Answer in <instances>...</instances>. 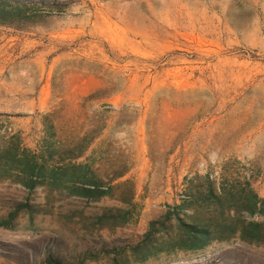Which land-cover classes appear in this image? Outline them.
Instances as JSON below:
<instances>
[{
    "label": "rangeland",
    "instance_id": "rangeland-1",
    "mask_svg": "<svg viewBox=\"0 0 264 264\" xmlns=\"http://www.w3.org/2000/svg\"><path fill=\"white\" fill-rule=\"evenodd\" d=\"M47 1L0 26V264H264L239 235L176 250L166 219L232 222L205 177L264 199V0Z\"/></svg>",
    "mask_w": 264,
    "mask_h": 264
},
{
    "label": "trees",
    "instance_id": "trees-1",
    "mask_svg": "<svg viewBox=\"0 0 264 264\" xmlns=\"http://www.w3.org/2000/svg\"><path fill=\"white\" fill-rule=\"evenodd\" d=\"M39 5V6H37ZM58 3L56 1L47 0H0V26L9 28H20L25 24H33L37 22V19L43 17L44 15H50L47 12L41 11L38 13L36 7H47L53 10ZM98 92L91 94V99H99L96 95ZM206 191H205V201L209 204L202 205L205 210L210 211L215 217L224 216L226 219H231L232 222H218L217 220L199 218L198 210L193 203L186 202L187 204H182L180 206V211H183V217L174 216L173 218L166 217L168 221L174 225L177 230V235L175 238H171L169 245H176V250L179 251H198L206 247L209 243L213 241H224L229 237H234L239 235V238L247 243H256L264 245V199L258 198L255 194L247 195V198L242 201L241 206H235L234 208H229L226 206L224 201L228 202L229 192L224 189H218L216 193L212 187L211 182L205 177ZM232 199V198H230ZM199 204V199L196 202ZM229 203V202H228ZM196 204V205H197ZM227 207V208H226ZM243 208L244 213L247 216V220H241L237 216L240 209ZM186 209H190V212H186ZM234 213L229 216V213ZM228 213V214H227ZM234 215V216H233ZM124 218L125 213H112L105 212L98 216L100 221L114 218ZM261 217V221H257L254 218ZM156 224H161L164 227V222H155ZM154 223V224H155ZM153 225V224H152ZM217 228H226L230 231L227 236H218ZM235 228H240L238 231ZM163 231H168L170 228H160ZM108 244L102 245L100 249L105 253L115 252L114 248H108ZM130 247V246H129ZM137 247V246H136ZM95 254L89 250H84L82 257L78 261L71 262L65 260L63 257L56 253L46 252L44 257V264H83L85 259H90L94 257ZM147 256L139 259V262L145 261Z\"/></svg>",
    "mask_w": 264,
    "mask_h": 264
}]
</instances>
